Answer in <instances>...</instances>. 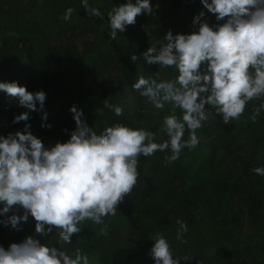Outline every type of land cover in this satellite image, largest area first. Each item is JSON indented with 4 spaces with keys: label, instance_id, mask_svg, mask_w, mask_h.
<instances>
[{
    "label": "trees",
    "instance_id": "16d2710c",
    "mask_svg": "<svg viewBox=\"0 0 264 264\" xmlns=\"http://www.w3.org/2000/svg\"><path fill=\"white\" fill-rule=\"evenodd\" d=\"M88 2L100 9L103 19L89 17L81 0H0V83L17 82L29 92L47 94L42 112L39 104L37 111H29L18 98L0 91V98L14 103L16 116L29 112L27 122L14 124L10 113L0 110V136L30 124L45 147L67 142L76 127L70 111L75 105L98 134L120 122L156 133V142L167 139L161 129L170 106L156 109L133 85L140 75L159 71V79H170L176 71L148 65L141 54L151 45L159 46L169 30L174 35L191 34L200 12H205L210 25L217 23L215 16L201 0H151L153 19L145 14L137 17L136 25L113 41L107 13L127 0ZM68 8L73 13L65 21ZM132 54L140 57L135 63ZM105 100L120 106L123 115L105 108ZM261 102L264 98L250 102L244 115L227 125L206 108L209 119L197 130L198 147L184 148L171 164L164 161L170 153L141 156L136 187L119 205L117 215L105 219L108 235L99 234L103 225L87 221L71 244H59L55 233L37 238L69 254L76 248L96 254V264H155L149 252L151 237L159 232L181 264H264V176L252 172L264 167V111L256 123L247 119ZM97 109H103V115ZM176 114L180 115L179 109ZM188 138L186 131L184 139ZM16 214L23 215V210ZM177 219L187 224L183 237L187 244L176 239ZM20 228L0 224V246L7 249L34 235V218Z\"/></svg>",
    "mask_w": 264,
    "mask_h": 264
},
{
    "label": "clouds",
    "instance_id": "9594fccd",
    "mask_svg": "<svg viewBox=\"0 0 264 264\" xmlns=\"http://www.w3.org/2000/svg\"><path fill=\"white\" fill-rule=\"evenodd\" d=\"M201 3L215 16V25L207 22L202 11L193 20L195 30L191 34L174 35L169 30L159 46L151 45L141 54L148 65L172 68L176 74L170 79H159V71L140 75L133 85L156 109L170 106L171 114L164 118L161 129L166 140L156 142V133L120 122L98 134L75 105L70 111L76 127L67 142L45 147L32 134L30 124L22 131L0 136V217H4L0 224L19 231L29 217L35 220L34 235L7 249L0 246V264H92L80 248L69 254L63 247L46 245L37 237L55 233L59 244H71L87 221L103 225L99 234L108 235L105 219L117 215L119 205L136 187L141 156L170 153L164 161L171 164L184 148L198 147L197 130L209 119L206 108L211 107L227 125L238 121L250 102L264 98V0ZM81 5L89 17L103 19L100 9L88 0H81ZM72 13L68 8L63 19L70 21ZM144 14L154 15L151 0H127L113 7L107 13L110 39L115 41ZM130 59L135 63L140 57L132 54ZM0 91L18 98L20 106L29 111H37V104L40 111L44 110L47 94L42 90L32 93L17 82H2ZM104 107L123 115L120 106L107 100ZM262 111L264 102L254 106L247 119L256 123ZM97 113L103 115V109ZM42 119L47 120V113ZM28 120L26 111L13 123ZM252 172L264 176V167ZM21 209L23 215L16 214ZM176 224V239L187 244L183 238L188 231L186 222L177 219ZM151 240L154 243L149 255L155 264H181L162 233H155Z\"/></svg>",
    "mask_w": 264,
    "mask_h": 264
},
{
    "label": "rangeland",
    "instance_id": "374dc122",
    "mask_svg": "<svg viewBox=\"0 0 264 264\" xmlns=\"http://www.w3.org/2000/svg\"><path fill=\"white\" fill-rule=\"evenodd\" d=\"M154 12H155V9H154ZM145 16L150 20L153 19V15L145 14ZM80 42H81V40L79 39L77 42L78 45L80 44ZM0 110H2V111L7 110L10 113L9 114L10 116H12L13 118L16 117V113L13 112V111H15L14 103L12 101H8V100L4 99L3 97L0 98ZM89 257H90V260L92 261V264H96V259H97L96 254H91V255H89Z\"/></svg>",
    "mask_w": 264,
    "mask_h": 264
}]
</instances>
